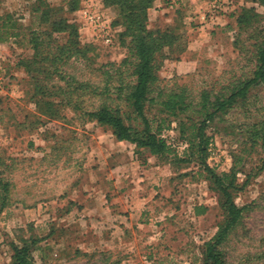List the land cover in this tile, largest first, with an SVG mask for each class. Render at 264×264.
<instances>
[{"label":"rangeland","instance_id":"obj_1","mask_svg":"<svg viewBox=\"0 0 264 264\" xmlns=\"http://www.w3.org/2000/svg\"><path fill=\"white\" fill-rule=\"evenodd\" d=\"M150 9L168 21L149 27ZM136 12L135 0H0V264L12 263L14 246L28 247L27 264L200 263L226 216L206 165L224 185L233 175L231 198L243 206L219 245L224 264H264V145L234 133L264 113V83L205 128L204 150L187 118L146 111L168 146L151 154L88 115L117 105L141 125L114 91L78 86L129 79L119 65L134 58ZM143 22L161 43L157 84L195 93L252 67L264 5L151 0ZM112 140L123 155L108 152ZM108 163L125 170L109 173Z\"/></svg>","mask_w":264,"mask_h":264},{"label":"trees","instance_id":"obj_2","mask_svg":"<svg viewBox=\"0 0 264 264\" xmlns=\"http://www.w3.org/2000/svg\"><path fill=\"white\" fill-rule=\"evenodd\" d=\"M133 1V0H131ZM151 0H135L138 8L136 12V30L138 34L134 36L135 51L132 61L124 59L119 66L129 65V79L121 76L119 73L118 84L112 86L108 78L102 85L91 84L81 81L78 86L88 87L93 93L104 95L110 94L111 90L117 95V98L128 103L132 114L140 119L139 127L126 122L129 117L121 112L117 105L99 104L89 110L87 113L91 119L97 123L107 125L118 140H126L136 143L137 146L151 154H161L167 151L168 146L164 138L158 134V127L152 128L151 119L146 111L155 110L156 113L180 116L193 122L196 129V136L200 148L204 150L209 137L204 130L217 118L222 120L230 109L238 104H245L252 88L264 83V36H257L261 31L255 33L256 38L253 42L254 52L251 56L252 67L237 77L230 78L225 84L215 89L214 87L204 86L195 93L187 86H180L170 89L160 87L159 80L160 65L156 60V53L161 49V43L152 36L144 26L146 8ZM264 5V0H258ZM238 23L240 20L238 19ZM71 34V31H70ZM70 42H72L70 40ZM37 47V38H34L35 49ZM66 46H60V52H64ZM108 71H105L107 73ZM234 132L236 124L229 125ZM236 134H244L246 140L254 144L261 141L264 145V113L254 116L249 121H243L238 124ZM226 129V127H223ZM206 168L211 172L214 182L218 189L225 196L224 210L226 216L220 224L212 240L207 242L204 247L202 262L197 264H224L219 245L225 238L227 232L235 225L242 214L243 206L236 205L229 191L228 185H233V175L224 173V177L231 176L228 185H224L222 178L213 172L207 165ZM13 261L11 264L28 263V247L14 246Z\"/></svg>","mask_w":264,"mask_h":264},{"label":"crops","instance_id":"obj_3","mask_svg":"<svg viewBox=\"0 0 264 264\" xmlns=\"http://www.w3.org/2000/svg\"><path fill=\"white\" fill-rule=\"evenodd\" d=\"M155 11L156 12H159V10H151V9L148 12V23H149V27H161V26H163V24H161V23L160 24H155V22H160L162 20L161 21L162 23H166V21H168V20H165V18L163 16H158L157 17V20H154V19L152 20V15L153 16L156 15L155 14ZM160 12H162V11H160ZM157 15H160V13L157 14ZM160 18H162V19H160ZM159 19H160V21H159ZM197 60H198L197 58H194V59H191L190 58L188 60V62L189 63H193V62L196 63ZM185 61H187V60H185ZM118 143H120V141L117 142V141L112 140L111 141V144L108 145V152L113 153V155H115V156H121V155H123V152H120V154H119V151L117 150V147L119 145ZM126 143L127 142L124 141V145H127ZM107 169H108L109 173H115L117 176H119L120 172H123L125 170V165L124 164H121V163H108ZM114 183H116V182H114ZM143 186L145 188L147 186V183H143L142 184V187ZM113 187H118V185H115ZM117 192H119V190Z\"/></svg>","mask_w":264,"mask_h":264}]
</instances>
